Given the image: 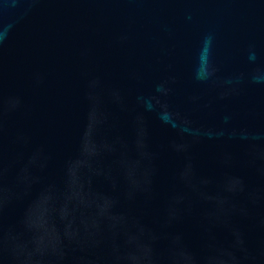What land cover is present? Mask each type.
<instances>
[{"label":"water","instance_id":"water-1","mask_svg":"<svg viewBox=\"0 0 264 264\" xmlns=\"http://www.w3.org/2000/svg\"><path fill=\"white\" fill-rule=\"evenodd\" d=\"M35 243L264 264V0H0V264Z\"/></svg>","mask_w":264,"mask_h":264},{"label":"clouds","instance_id":"clouds-1","mask_svg":"<svg viewBox=\"0 0 264 264\" xmlns=\"http://www.w3.org/2000/svg\"><path fill=\"white\" fill-rule=\"evenodd\" d=\"M138 145L142 147V142L138 141ZM115 144L103 142L97 145L96 150L90 154H82L78 163V170L81 175L88 173L95 168L100 158L106 153L113 152ZM103 170H101V173ZM243 241L236 236L233 248L242 250ZM11 251L17 258L20 264H42L45 257L51 255H59L60 251L56 246H47L40 243H35L30 250H23L19 246L12 245ZM188 259H191L190 257ZM125 260L127 264H152V252L148 247H143L136 252L129 253ZM241 258L236 255L235 251L223 250L220 255L209 256L205 260V264H240Z\"/></svg>","mask_w":264,"mask_h":264}]
</instances>
